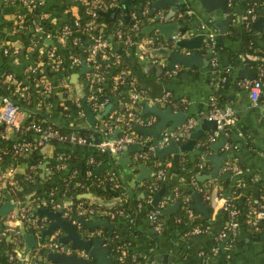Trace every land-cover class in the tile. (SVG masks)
I'll return each mask as SVG.
<instances>
[{
  "label": "crops",
  "instance_id": "1",
  "mask_svg": "<svg viewBox=\"0 0 264 264\" xmlns=\"http://www.w3.org/2000/svg\"><path fill=\"white\" fill-rule=\"evenodd\" d=\"M123 1L124 0H118L113 6L106 7L101 10L100 18L103 25H106L109 20L119 23L122 20L128 18L129 8L132 9L133 6H128L130 0H127L126 3H123ZM243 1L246 0H226L228 8L233 14V18L228 23L227 29L224 32H219L218 27L215 26L208 17H206V13L202 11V8L197 0H178L177 9L172 15L167 18L164 16L154 23L159 22L168 25L170 23L178 22L181 23V26L184 27V30H193L197 32L202 29L205 32H212L213 41L211 47L205 48L203 46L202 40L198 46V53L202 58L207 60L206 64L202 63L201 66L192 65L187 70H185L181 64L175 63V73H168L167 69H171L172 66L168 67L165 65V63L168 61L166 56H151L146 50L143 51V47L145 46L138 44V49L135 50V54L137 55V59L140 61L141 66L137 61L136 68L140 69L143 73V79L139 83V86L135 84L132 86V84L126 83L125 85L116 88L113 93L108 96V101L97 112L102 113L103 111V114H112L117 112L118 109H120L124 104L123 96H129L135 86L143 89L146 94L150 92L156 95L162 93L163 91H167L172 100L178 104L177 106L173 104L171 106L172 109H183L187 113L186 118L190 117L194 119V123L189 128L184 129L179 126L173 130L178 134V137L177 139L169 140H173L175 145L178 147L180 145H184L188 140L193 139V141L190 143L189 148H184L178 150L177 152L165 154L163 159L166 157L169 158L166 159V162L167 164H172L178 158L181 160H186L193 159L195 156H199V160L201 161L202 158H205L204 155H206V159H208L211 169L213 163L211 159L208 158V156L213 153L222 155L226 150L230 149V155H226L223 158L218 169L217 176L220 175L219 173L221 171H229L225 169V164L227 162L236 163L237 169L232 171L230 170L232 174H230V171L229 174L231 180L234 182H239L238 187H241V189L236 194L233 193L234 197L239 201H241L248 194V192L255 196L260 190V186L264 185V105L262 103V100H264V74L262 79L263 83L260 87L259 98L256 104L252 102L248 88L239 83L243 77H239L237 74V69L239 67H245L249 70H254L246 65L245 59H256L264 63V57L244 52L242 39L239 35L240 24L243 20L240 17V5ZM247 1H250L251 5L257 7L259 12L258 14L253 12L251 15H248L244 25L247 22V27H245L251 31L252 38L258 45L264 47V24L259 26L258 31H253L251 26V22L254 19L260 15H264V0ZM161 9L165 15L169 9V6L165 4ZM36 11L39 14L37 25L41 27L39 32L33 29L32 24H30L28 29L21 34H15L6 27L0 29V35H2V38L6 43L18 48H25V46L30 48V52H21L19 55L13 57L12 60H9L8 58H0V75L6 70H10L14 74L21 76V80H23V75L29 73L32 66H37L41 63L43 66L46 65L44 63L45 50L47 49V45H52L57 50V53L62 57L63 62L61 71L49 77V83L51 84L52 89L47 95L48 101L44 107H49L53 114L54 121L57 120L71 127L87 126L84 111L80 114L76 112L72 114V112H69L67 116L63 117L55 108V105L62 99L60 98L59 94H62L63 90V86H60L59 81L57 80L58 74H62L64 77L63 79L68 85H70V93L73 96L79 98L75 92V86L71 80V75L72 73L78 71L80 68V63L85 60L81 58L78 68L74 69L65 58V45L57 40L56 32L63 21L67 20L74 14L77 15L80 12V5L74 0H41V2L36 6ZM177 12H181L182 16L180 18H173L172 16ZM215 13L218 20L224 19L228 14V12L220 11L219 9L215 10ZM3 19H6L5 15H0V22ZM148 22L150 23V21ZM149 23H146L143 26L154 24ZM200 25H202V28H200ZM169 29L170 27L163 28L162 30L156 29L157 34L162 38L163 41H165L163 39L164 33L169 32L167 36L168 38L174 31ZM196 32L194 33L196 34ZM37 35H41L42 42L40 39L36 40L37 43H34L35 40L33 42V39H35ZM46 39H50L51 42H48ZM106 41L107 51H105V55L103 56V59H106V61L112 59V57L128 54L126 48L122 44V40L119 37L116 39L109 37L106 39ZM28 43H31L32 46ZM172 44L173 46L169 47L175 49L176 51H180L185 54H189L191 51L188 48L177 47L174 45V43ZM40 48L41 50H39ZM37 49L40 51V54L38 56L36 55V57H40V59H36L35 61L34 58L31 57V53ZM139 53H141L142 57H139ZM127 58L129 59V56H127ZM211 60H214V65H211ZM85 62V65L90 64L88 61ZM156 65H159L162 70L160 71ZM255 72V76H257L258 72ZM41 73L43 74L42 68ZM108 78V74H105L101 83L104 89L110 93L111 89H114V86H109ZM25 81L27 82H23L28 84L29 80L27 79ZM76 82L79 87L85 85V80L84 77L81 78V73L78 74ZM24 86H27L31 90V102L34 105L32 110H37L39 104L34 102L33 98L35 97V92H40L42 85L35 81ZM82 93L86 94L84 88ZM212 100H214L220 106L226 105L231 107L234 113L233 122L226 126L222 131L225 141L222 146L217 148L216 151H214L210 145L218 138V131L200 127L201 120L205 118L203 115L207 114L211 109ZM145 102L150 103L151 101L143 99L136 102L134 106V112L137 115V120H135L136 122H134L133 126L135 124L138 126H149L156 121L157 117L151 113H146L143 115L139 113V109L143 107ZM165 105L160 106L163 107ZM41 108L39 107V111H42L40 110ZM99 117H96L94 120V125H96L97 128L102 126L103 123L99 122L98 124L97 120ZM145 117H150L152 121L149 123L144 122L143 119ZM195 129H200V133L195 138H191L190 132ZM164 130L167 129L165 128ZM132 131L135 135V140L132 142H136L141 146L142 149L126 152L124 154L125 163L122 164L117 162L115 153L112 154V158L108 156V159L105 162L109 163V166L103 168L113 172V179L104 184V194L98 195L94 188L81 193L88 194V196L84 197L85 200L103 208L112 209V207L121 202L124 197H130L134 198L135 200L144 199L146 204L142 209H148L147 211H149L150 209L157 207L159 211V208L178 200L171 199L170 201H165L163 199L164 195L162 192L156 204L151 205L150 200L155 193L151 194L149 192L151 190L146 189L143 186V181L152 174V166L148 163V160H146L145 157H150L156 162H161V160H158L156 156L150 155L148 153V151L152 150L154 147L151 142L152 136L140 133L136 129ZM114 132L116 134V131ZM162 132L163 131L158 133V142L156 144L157 148L163 146L167 142L166 141L164 144L159 143ZM4 133L6 139L23 136L31 138L33 136L31 133L27 135H19L15 133V131L9 125L4 127ZM112 133L113 132H111L110 135ZM99 140V137H94L90 142L77 145L60 143L58 141L47 142L39 149V152L42 154V160L37 165L39 177H43L49 173L51 165L56 164V155L61 151H67L71 156L69 160H66L63 164H61L59 167L60 170L54 177V180H58L60 174L71 168H81L83 158H85L86 155L92 150L96 149V144ZM204 141L208 144L207 152L202 149ZM193 149L197 150V152H193L192 158H190L189 151ZM136 153H143L144 156L142 158H134L133 155ZM97 155L101 156L102 154L100 151H98ZM29 157L30 156L23 155L16 159L10 158L5 160L1 166L2 168H6L10 165L13 167L14 172H23ZM139 162H143L144 165L151 170L150 173L140 181L135 179ZM100 164L102 163H99L95 166ZM166 179L168 181L181 182V177L171 170ZM4 183L5 182L3 180L0 182L2 196H7L6 191L3 189ZM46 184L47 182L40 180H36L34 182V185L37 187H42ZM183 184H188L190 187L195 186V182L191 179L188 182L183 181ZM216 190L217 188L214 186L208 201H204L198 192H196V198L207 209L208 215L205 218L209 222L210 230L205 233H189L188 229L186 230L185 228L188 226V223L179 224L180 218L178 219V216L175 214L178 205L173 211L167 214H161L159 212L161 215L160 218L165 224L161 231H156L151 228L147 214L137 220L132 219V221H130L129 215L122 212L121 209V212L116 213L112 217L106 216L112 224V228L107 235L106 242L111 243V240L114 237H117L118 240L128 242V247L130 249L145 258V264H264V209L262 207L258 208V213L254 223L248 222L245 218H239L236 235L233 242L227 244L224 240L218 241L214 238V235L222 228L225 221L221 212L222 199L219 197V194L216 195ZM50 196V193L43 196L42 203H48V200L51 198ZM194 198L195 195H193V200L190 205L195 202ZM57 199L58 200L56 201L61 205H69V197ZM3 200L5 199H2V201ZM136 205L138 207L140 206L138 203ZM26 207L29 209L30 213L31 209L34 208L29 205H26ZM53 209L54 208L50 207V210ZM193 209L196 210V212H194L196 215L199 214L204 217L203 213L198 209ZM261 211L262 214H260ZM38 214L39 213L34 214L33 216L35 217ZM243 214L244 210L241 211V215ZM42 216L46 218L45 215ZM9 220L11 219L8 218L6 223L17 226L20 232V241L17 242L16 248L17 262L15 264H25V262H28L29 258L32 256L33 248L27 250V259H20L18 257L20 250L24 249V247H27V242H31V238H27L23 235L24 233H31L35 236L36 241H38L39 231L37 233L29 226L23 225L18 220ZM50 221L51 219H49V221L46 223ZM93 229L99 231V234H94L98 236H103L107 231V228L102 225ZM78 230L80 231L81 235H84V232L91 229L80 226ZM6 236L4 237L0 234V246L7 239ZM156 255H165L164 261H162V257H158V259H156ZM36 258L39 264H45L46 261H49L44 255L43 257L38 256ZM120 260L121 259H116V261Z\"/></svg>",
  "mask_w": 264,
  "mask_h": 264
},
{
  "label": "trees",
  "instance_id": "2",
  "mask_svg": "<svg viewBox=\"0 0 264 264\" xmlns=\"http://www.w3.org/2000/svg\"><path fill=\"white\" fill-rule=\"evenodd\" d=\"M101 1V8L104 9L108 6V4L112 0H100ZM152 0H130V3H128V6L136 10L138 13L137 15V21H138V28H132V19L129 17L125 20H122L121 22L117 23L115 21L109 20L106 25L102 24L101 18H100V12L102 9H99L98 12V18L95 20V24L93 28L90 31H87L84 29V24L88 20L87 14L84 12V10L80 9V12L77 14L78 16V28L80 31L78 32H73L71 36L76 37L77 40H82L85 43V46H83V49H80L81 47L78 45H75L72 43L71 39L67 38L65 41V49H66V54L65 58L67 59V62H70V56L69 54H72L73 56L79 57L81 60L84 59L87 61V49L89 44L92 41V36L94 34H100L102 38L107 39V38H122L124 37L125 34H128L130 39L133 40L131 44H126L122 41V44L127 50L128 54L125 55H119L118 57H112V59H109L106 61V59H103V53L107 51L106 47L102 50H97L95 55H94V64L90 66V68L84 72L81 73V78L85 77L87 72L91 71H96L102 74L103 76L105 74H108V79H109V86L113 85L112 87L114 89H111L110 93H108L103 85L101 84V89L100 91H96L94 94L98 97V100H102L103 98H106L108 101V96H110L113 91L122 86L125 85L126 83L130 84L129 77H133V84L138 85L141 82V78L135 70L137 69V55L135 54V50L138 49V44L136 43V40L139 39L142 36L149 35L151 31H146L143 30V25L146 23H149L148 21V14L147 11L150 8ZM253 2V1H252ZM19 2L17 0H1L0 2V15H4L7 13H11L13 11H18L22 10L23 19H22V28H18L17 31L13 32L15 34H21L24 33L30 24L32 22H37L39 18V14L36 11V9L32 10H27L26 8H20L18 6ZM241 8V14L240 17L243 19L242 23L240 24V37L242 39V45L244 52L250 53V54H256L260 55L261 57H264V47H261L258 45L255 40L252 38V33L251 31L245 27L244 22L247 20L248 15L259 12L257 7H254L251 5L250 1H243L240 5ZM251 9L250 12H247V9ZM130 8L128 13L130 12ZM162 9H160L161 11ZM142 12V13H141ZM72 19L73 17H69V19ZM68 20V19H67ZM65 20V21H67ZM155 21H150L149 24L154 23ZM13 25V21L8 20V19H3L0 22V29L1 28H10ZM120 32L121 34H119ZM0 39H2V35H0ZM41 40V39H40ZM42 42V40H41ZM29 45L32 46L31 43H28ZM167 45V46H173L171 40H166L163 41L162 38L160 37V42L157 45ZM7 47V53H0V58L1 59H9L12 60L13 57L19 55L21 52H30V48H17L16 52H12L13 47L8 43L4 45ZM52 45H47V49H51ZM32 52V51H31ZM38 56V52L34 50L31 53V57L36 59H40ZM129 56L131 65L129 63V60L127 58ZM33 60V61H34ZM44 60H46V57H44ZM84 61V62H85ZM138 63L141 66L140 61ZM245 63L247 66L251 67L255 71L258 72L259 68H264V63L256 60V59H245ZM138 64V65H139ZM40 67L43 70V77L47 79L49 82V77L52 76L53 74L60 72L62 69V63L59 64V66L54 69H51L50 65H38L36 67L35 71L40 69ZM74 69L78 68L74 67ZM138 73L140 75H143L142 71L140 69H137ZM7 74H10L12 77V81H8L7 79L5 80V76ZM23 80H21V76H18L11 72L10 70H6L2 72L0 75V96L5 95L9 96V98L18 105L21 109L25 111V116L23 118V121L21 123V127L15 130V133L17 134H30L31 128L25 129L26 125L31 124L32 122H37L40 125H50L54 128H57L60 132H68V131H76L79 135H82L84 137H102V130L100 127L97 128L96 125L90 126H84V127H71L65 123H61L59 121H54L53 120V114L51 110H46L44 106H46L47 103V96L43 97L42 100L39 97V91L35 92V97L33 98L34 102H39V107L41 108L39 111V107L36 110H32V107L34 106L31 102L32 97L30 95V88H26V91H15L16 89L22 88L23 85H28L30 83H33L36 81L38 78L37 73L34 74L32 71L29 73H26L23 75ZM58 78L62 77V74L57 75ZM29 80L28 84L24 83L27 82L25 80ZM14 80V81H13ZM58 80V79H57ZM21 81V83H20ZM24 81V82H23ZM98 83V82H97ZM95 83V85L97 84ZM107 92V93H106ZM63 94V99L59 101L55 105V108L60 114L65 117L69 112H76V108H79L81 112H83L82 107L80 105V99L78 98V101L74 100V96L71 94L70 98L67 95L66 90H62ZM39 97V98H38ZM84 101L87 105L90 106V101L87 99V96L84 97ZM106 101V102H107ZM123 101L124 102H129L130 98L128 96H123ZM50 103V100H49ZM136 103H130V107L127 108L126 106H122L120 109H118V112L125 113L127 110H132L134 111V106ZM138 104V103H137ZM140 104V103H139ZM91 108V106H90ZM44 109V110H43ZM92 110V109H91ZM93 111V110H92ZM94 113H97L98 111H93ZM77 113V112H76ZM125 117V114H124ZM123 117V120L125 118ZM98 124L99 122H103L102 125H109L112 127L111 132L116 131V136L121 135L124 130L125 126L123 125L122 127L118 128L115 126V124H120L122 121L119 120L118 122L114 120L113 113L112 114H103L99 117L97 120ZM130 128L134 130L133 122L129 121L128 122ZM4 124H0V132L4 131ZM228 132V131H227ZM22 139H28L30 140L29 137L23 136V137H18V138H1L0 137V169L2 168V164L5 160H8L10 158H18L20 156H30L28 161L25 164V168L23 172H13L11 176V183H7V177H5V183H4V190L6 191L7 196H3L0 199V202L2 199H7L11 198L15 201H17V205L21 207H26V205L32 206L34 208H47L50 209V203H42V197L45 196L46 194H49L51 192V198L54 200H58L57 198H67L71 200V206L73 207L75 202L80 201V200H85L84 197H77V193L84 192L86 190H92V188L95 189V192L99 195L104 194L105 189H104V184L106 182H109L108 176L106 174V171L108 169L103 168L98 173H95L94 167L95 165L99 163H103L108 159V153L106 151L101 152V156L97 155L98 150H92L89 154L86 155L85 158L82 160V166L81 168H71L67 170L66 172L60 174L58 180H54L55 176L58 174V171L60 170L59 167L61 164H63L66 160L70 159V156L67 151H61L60 154L62 155V158L60 160L56 161L55 165H51L50 171L47 175L43 177H39L38 174V163L42 160V154L39 152V146H35L31 148L28 152H14L12 149V144L16 141H20ZM31 141V140H30ZM65 144H68L66 142H62ZM202 149L207 152L208 150V144L203 143ZM204 161L203 163L204 166L198 167L199 163L201 161L199 160V156H195L193 159H186V160H181L178 158L174 163L172 164H167L165 158L162 159L161 162H156L154 159H151L150 157H145L146 160H148V163L152 166V174L146 178L143 181V186L146 189H149L151 194H154L158 189H160L161 186H163V195L169 191H172L173 186H176L178 191H179V196L176 197L175 199L178 200V208L177 211L175 212L176 216H178L179 224H185L188 223V226L185 227L186 230H190L191 227H193L195 224H199L200 227H203L205 225H209L208 220L205 217H202L201 215L197 214L194 218L190 219L186 214H185V208H191L193 212H196L191 207V202L193 200V192H198V194L204 199V201H208L210 197V193L212 191V188L215 186L217 188L216 190V195H220L221 193L232 195L233 193H237L241 187H238L235 185V182L231 180L230 174L232 172L230 171V174L228 177L225 178H220L219 176H216L214 178H206L203 180H198L196 178L197 174H202L205 173L210 169V164L208 159H206V155H204ZM92 158L93 162L88 163V159ZM144 159V158H143ZM229 163V162H227ZM172 165V166H171ZM8 167H11L10 165ZM171 167V168H170ZM87 168H90L92 171V174H87L86 170ZM135 168V167H134ZM3 169V168H2ZM158 169L163 170V175L160 178H156V171ZM173 171L174 173H177L181 177V182H173V181H168L166 177L168 176L169 172ZM225 171V170H224ZM221 171L220 173H222ZM219 173V174H220ZM165 174V175H164ZM165 177V178H164ZM195 182V186L190 187L188 184L184 185L183 181L188 182L190 181ZM36 180H40L43 182H47L46 185L42 187H37L34 185V182ZM218 185V186H217ZM94 186V187H93ZM229 186V187H228ZM228 187V188H227ZM227 189V190H226ZM188 195L189 199L187 201H183L180 197V195ZM205 194H207V197H205ZM49 196V195H48ZM202 199V200H203ZM235 204L238 208V220L239 218L242 217L245 218L244 214L241 215V211H245L247 209H258L260 204L262 205V208L264 209V185L260 186V190L258 193L254 196L250 192L241 200L239 201L237 198H234ZM139 203L140 206L138 207L136 204ZM146 202L144 199L141 200H135L134 198L127 197L118 204L114 205L112 207V210H115L117 208H121L122 212L125 214H128L129 216H133V220H137L141 217H143L145 214H147L148 209H142L143 206H145ZM157 208V207H156ZM151 210V209H150ZM149 210V211H150ZM221 212L223 215L224 221L227 219L228 214L227 211L221 208ZM38 212L34 211L32 216L34 214H37ZM159 218L161 215L158 213ZM36 217V226L33 225H28L32 230L38 231L46 225V222L49 221L48 218H44L41 220L42 215H37ZM67 219V218H66ZM161 219V218H160ZM68 220V219H67ZM162 222V227L160 231L164 227V221L161 219ZM25 223V222H24ZM81 226H83L81 224ZM225 226L223 224L221 229H224ZM6 234H9V238H7L3 244L0 246V264H15L16 261V248H17V242L20 241V232L18 230L17 226H14L12 232H8ZM6 235H4L5 237ZM226 242V240H225ZM110 249L109 253L111 256L114 257V259H122V258H127L129 260V264H131L134 260L138 261L140 264H145V258L142 255H139L137 252L133 251L128 247V242L123 241V240H118L117 237H114L111 240L110 243ZM36 250V251H35ZM36 252L37 257L41 256L43 257V249L39 248H33L32 253ZM131 254L135 255L134 260L132 259ZM9 255H12L11 258H9ZM35 264H39L37 262V258L35 261Z\"/></svg>",
  "mask_w": 264,
  "mask_h": 264
},
{
  "label": "built area",
  "instance_id": "3",
  "mask_svg": "<svg viewBox=\"0 0 264 264\" xmlns=\"http://www.w3.org/2000/svg\"><path fill=\"white\" fill-rule=\"evenodd\" d=\"M21 8H26L27 10H32L36 9V6L41 2V0H17ZM77 4L80 5V9L84 10V12L88 16V20L84 24V29L87 31H90L94 24L95 20L98 18V12L99 9L101 8V1L100 0H74ZM118 0H112L107 7H111L116 3ZM251 9H247V12H250ZM142 13V12H141ZM129 17L132 19V28H138V21H137V15L138 13L134 8L130 10L128 13ZM5 18L8 20L13 21V25L9 28L11 32L17 31L18 28H22V19L24 13H22V10L18 11H13L11 13L4 14ZM251 15V14H249ZM182 16L181 12L175 13L172 17L174 18H180ZM70 17H73L72 19L68 18L67 21H63L59 28L57 29L56 32V38L58 41L62 42L63 44L65 43L66 39L69 38L71 39L72 43L75 45L80 46V49H83L84 42L82 40H77L76 37L71 36L73 32H78L80 31L78 28V16L77 15H72ZM164 17V13L160 10L154 11L152 14L148 16L149 21H157L158 19H161ZM37 22H32V27L35 31L39 32L41 30V27L37 25ZM247 27V22L245 24ZM200 28H202V25H200ZM196 31L193 30H174L170 37L167 38V40H171L173 43L174 40L180 39V38H188L189 36L193 35V33ZM202 33L203 34V46L205 48L211 47L212 44V38H213V33L208 31L205 32L202 29L197 31L196 33ZM121 34L120 32H118ZM195 34V33H194ZM122 35V34H121ZM41 39V35H37L35 39H33L34 43H37L36 40ZM0 39V53H7V47L3 46L4 42L1 43ZM121 40L126 43V44H131L133 40L130 39L128 34H125L124 37L121 38ZM160 42V36L157 34L156 28L152 29L149 35L142 36L139 39L136 40V43L142 46H158L157 44ZM8 44V43H5ZM65 45V44H64ZM107 41L106 39L102 38L100 34H94L92 36V41L88 46L87 49V61L90 63L89 66L94 64V55L97 50H102L106 47ZM162 45V44H160ZM12 46V45H11ZM12 52H16L18 47L12 46ZM41 50V48L39 49ZM38 54H40L38 49L36 50ZM105 55V52L103 53V56ZM70 56V64L74 67H77L80 59L79 57L73 56L72 54H69ZM44 57H46L45 64L50 65L51 69H54L59 66L63 62L62 57L57 53V50L55 47H51V49H46ZM139 57L141 56V53H139ZM42 62V61H41ZM43 63V64H44ZM86 63V62H85ZM211 65H214L215 62L214 60L210 61ZM42 64V63H41ZM38 64V65H41ZM87 64V63H86ZM37 66H32L30 68V71H32L34 74L37 73L38 78L36 81L42 85V88L39 92V97L42 98L46 97L50 92H51V84L47 81L45 77H43V74L41 73V67L39 70L36 72L35 69ZM175 65V64H174ZM173 65V66H174ZM170 69H167L168 73H175L176 68L175 66ZM263 74H264V68H259L258 69V74L252 79L249 78H243L242 80L239 81L241 85H244L248 88L250 98L254 104L257 103L258 98H259V91L260 87L262 85V79H263ZM64 77L62 76L61 79L58 78L59 85L63 86L62 88L66 90L68 97L70 98L71 93V87L70 85L67 84V82L63 79ZM103 75L100 74L99 72L96 71H91L87 72L86 76L84 77L85 80V91L86 94H84V97L87 96V99L90 101V106L93 111H99V109L106 103V98H103L102 100H98V97L94 94L96 91H100L101 89V81H102ZM130 79L129 82L134 86L133 84V77H129ZM12 81V77L10 74H7L5 76V80ZM14 81V80H13ZM98 82V83H97ZM95 83H97L95 85ZM27 86H22L20 89H16L15 91H26ZM38 97V98H39ZM130 98L129 102H124V106L127 108L130 107V103H136L140 100L146 99L147 101H153L158 105H175L177 106L178 104L172 100L170 97L169 93L167 91H163L162 93L148 97L146 92L141 89L140 87L135 86V88L131 91V93L128 96ZM75 101H78V98L76 96L73 97ZM262 103L264 105V100H262ZM37 104L39 102L37 101ZM47 104V103H46ZM77 113H81V110L79 108H76ZM125 114V117H124ZM25 116V111L18 107L16 103H14L9 96L1 95L0 96V124H4V126H11V128L15 131L18 128L21 127V123L23 121V118ZM207 119H214L216 126L217 127H222L224 129L226 126L230 125L233 120H234V113L231 107L222 105L220 106L217 104L214 100L211 101V109L208 111L207 114L203 115ZM113 117L115 121L123 120V117L125 118L124 121H122L120 124H115L116 127L120 128L123 125L125 126L124 132L116 136V134L113 136V138H110V133L112 127L109 125H102L100 129L102 130V137L96 144V149L100 152L106 151L110 157L112 156L113 153L118 151L121 147V144L123 143H129L135 140V135L130 128L128 122L132 121L133 124L137 120V115L134 111L132 110H127L125 113L122 112H115L113 113ZM144 122H151L152 119L150 117H145L143 119ZM194 123V119L192 118H186L182 125L180 127L187 129L189 128L192 124ZM31 128V134L33 136L28 139H22L14 142L12 144V149L14 152H28L31 148L35 146H39V149L45 145L49 141H58L60 143L66 142L68 144H82L85 142H90L94 137H84L82 135H79L76 133V131H68V132H60L57 128H54L50 125H40L37 122H32L29 125L25 126V129ZM0 137L5 138V133L4 131L0 132ZM178 134L175 131H169V130H163L161 137H160V144H164L166 141L169 139H177ZM144 156L143 153H136L133 155L134 158H142ZM62 158V155L59 153L56 155V159L60 160ZM204 158H202L201 163H199L198 167L204 166L205 163H203ZM93 160L92 158L88 159V163H92ZM225 169L227 170H236L237 165L235 162H229L225 164ZM14 170L13 167H6V168H1L0 169V180L5 181V177H7V183H11V176L13 174ZM87 174H92V171L90 168H87L86 170ZM108 179L111 180L113 179V172L112 171H107L106 172ZM163 175V170L158 169L156 171V178H160ZM235 185L238 186L239 182H235ZM1 187V186H0ZM51 194V192H49ZM179 196V191L176 186H173L172 191H169L164 194L163 199L165 201H170L171 199H175L176 197ZM2 189L0 188V199L2 198ZM181 199L183 201H187L189 199L188 195H180ZM205 197H207V194H205ZM219 197L222 199L221 203V208L227 211L228 217L225 220L224 229H220L218 232L215 233L214 238L218 241L220 240H226V243H231L234 240V237L236 235V230H237V225H238V208L235 204L234 201V195H228L221 193ZM48 203H50V207L54 209H58L60 211V214L62 217H65L68 219V221L75 225V227L78 229L81 226V223L77 220V217H83V218H95V217H101V216H114L116 213L121 212V208H117L115 210H112L111 208H103L98 205H95L91 202H88L87 200H80L75 202L73 207L71 206V200L69 202V205H61L59 202L56 200L50 198L48 200ZM139 205V203H138ZM262 207V205H259ZM185 214L190 218H194L197 216L191 208L186 207L185 208ZM158 208H153L150 211L147 212V217L150 222L151 228H153L156 231H160L162 227V222L161 219L158 216ZM258 213V209H247L244 211V216L245 219L248 222L254 223V220L256 218V215ZM262 214V211L260 212ZM11 219L9 221H15L18 220L20 221L23 225H33L36 226V217L32 216L30 213L29 209L27 207H21L20 210L15 212V214H8L5 216H0V234L1 235H7L6 237L9 238V234H6L8 232H12L14 225H11L9 223H6L7 219ZM44 217H41V220H43ZM133 216H129V220L132 221ZM25 222V223H24ZM27 225V226H28ZM209 225H205L203 227H200L199 224H195L193 227H191L189 233H205L209 231L210 229ZM83 236H92L94 234H99L98 230L91 229L89 231H86L83 233ZM86 234V235H85ZM36 249H43L45 251L46 249L50 250H58L62 252H70L72 251V248L68 243H58L56 241V236H50L48 237L45 241L43 242H38L36 246L34 247ZM36 251V250H35ZM74 251H76L79 255L86 256V253L81 250L76 248ZM132 259L134 260L135 255L131 254ZM12 255H9V258H11ZM37 257L36 252L32 253V256L29 258L28 262H25V264H35V258ZM45 264H59V263H54L52 261H46ZM131 264H140L138 261H133Z\"/></svg>",
  "mask_w": 264,
  "mask_h": 264
},
{
  "label": "water",
  "instance_id": "4",
  "mask_svg": "<svg viewBox=\"0 0 264 264\" xmlns=\"http://www.w3.org/2000/svg\"><path fill=\"white\" fill-rule=\"evenodd\" d=\"M202 8V11L206 13V17L210 19V21L218 27L219 32H224L227 29L228 23L233 18V14L230 12L226 0H197ZM127 0H124L123 3H126ZM122 3V5H123ZM165 4L169 6L168 11L165 13V18L172 15L178 5V0H152L148 14H152L154 11L161 9ZM219 9L220 11L228 12L227 16L224 19L218 20L215 10ZM264 24V15L258 16L251 22V26L253 31H258L259 26ZM169 30H184V27L181 26V23L175 22L170 23L168 25L164 23H154L152 25L143 26V30L149 31L154 28L158 30H162L163 28H168ZM168 33H164V40H167ZM203 38L202 33H196L188 38H180L173 41L174 45L177 47H184L190 49L189 54H185L180 51H176L175 49L161 45L157 47H143V51L146 50L150 53L151 56L160 55L162 57H167L168 61L165 63L168 67L173 66L175 63H179L183 66L185 70H187L192 65L201 66L202 63L206 64L207 60L202 58L198 53V46ZM48 42H51L50 39H46ZM131 65L130 58L128 59ZM156 67L161 71L162 68L159 65ZM90 68L89 65H85L84 61L80 63V68L77 72L72 73V82L75 86V92L80 99V105L84 111L85 119L87 121V126H92L94 124V120L96 117L103 115L102 113H94L90 106L87 105L84 101V93H82L83 88L79 87L76 82V78L79 73H82ZM135 72L141 80L143 79V75L138 73L136 69ZM237 74L239 77L249 78L252 79L255 77L256 72L254 70H249L245 67H239L237 69ZM158 95V94H156ZM148 97L155 96V94L147 93ZM138 110V109H137ZM264 112V111H263ZM139 113L141 115L146 113H151L155 115L156 121L149 126H138L134 125V128L139 131L140 133L151 135L152 136V144L154 145L153 149L148 151L150 155L156 156L158 160H162L163 156L168 153L177 152L178 150L189 148L190 143L193 139L188 140L184 145H180L179 147L175 145L173 140L167 141L163 146L157 148L156 144L158 142L157 137L158 133L163 131L165 128L169 131L175 130L177 127L181 126L184 120L187 117V113L183 109L173 110L171 105L166 104L165 106H160L155 102L151 101L150 103L145 102L143 107L139 109ZM201 128L204 129H213L217 130L219 135L218 138L210 145V147L216 151L218 147L222 146L225 137L223 135L222 127H217L214 119H206L203 118L200 124ZM200 133V129H195L190 132V137L195 138ZM115 132L110 135V138H113ZM142 149L140 145L136 142L132 143H123L118 151L115 152L116 160L119 164L125 163L124 154L128 151H136ZM197 152V150L189 151V156L192 158V153ZM226 155H230V149L226 150L224 154L217 155L215 153L208 156L209 159L212 161V167L208 171L202 174L196 175L198 180H203L206 178H213L217 176L218 169L222 163L223 158ZM111 157V155H110ZM112 158V157H111ZM128 160V159H127ZM109 163L104 162L98 166L94 167L95 173H98L103 167H108ZM138 171L135 176L136 180H142L145 178L149 173L150 169L147 168L143 162L138 163ZM220 178H225L229 176V171H224L218 175ZM163 192V186L158 189L155 194L153 195L152 199L150 200L151 205H155L158 201L160 195ZM192 195H195V202L191 205L192 208L198 209L200 212L203 213L204 217H207V209L204 207L200 201L196 198L197 193L193 192ZM88 196L87 193H78L77 197H86ZM16 202L11 199L7 198L0 203V216L7 215L15 206ZM178 205V201H174L172 203L166 204L164 207L159 208V212L161 214H167L173 211ZM34 211L38 212L40 215H45L46 218L51 219L50 222L46 223L40 230H39V238L36 241V238L31 233H24L23 236L31 238V242H27V247L20 250L18 257L20 259H27L26 252L31 248L36 246L37 242H43L46 237L56 236V241L59 243H68L72 248V251L66 253L58 250H50L46 249L43 251V255L49 261L59 264H129V260L127 258H122L120 261H116L113 256L110 255V243L106 242L107 235L112 228V224L110 223L109 219L106 216L95 217V218H83L77 217V220L87 229H93L97 226H105L107 228L106 233L103 236H83L80 234V231L75 227V225L71 224L65 217H62L60 211L58 209H47V208H32L31 213ZM8 238V237H6ZM47 239V238H46ZM106 242V243H104ZM76 248L83 250L86 253V256L79 255L76 251ZM158 257H162V261H164L165 255H156V259Z\"/></svg>",
  "mask_w": 264,
  "mask_h": 264
},
{
  "label": "rangeland",
  "instance_id": "5",
  "mask_svg": "<svg viewBox=\"0 0 264 264\" xmlns=\"http://www.w3.org/2000/svg\"><path fill=\"white\" fill-rule=\"evenodd\" d=\"M3 42L6 43V42L3 40V38H2L1 43H3ZM59 95H60V98L63 99V97H64L63 94H59ZM46 110L49 111V110H50L49 107H47ZM1 181H2V180H0V182H1ZM0 188H1V187H0ZM14 201H15V200H14ZM15 202L18 203L17 201H15ZM20 208H21V206H19V205L16 204V206H15V207H14L9 213H10V214H15V212H17L18 210H20ZM9 213H8V214H9ZM8 214H7V215H8ZM85 235H86V234H85Z\"/></svg>",
  "mask_w": 264,
  "mask_h": 264
}]
</instances>
